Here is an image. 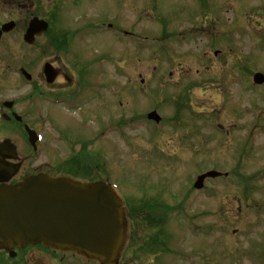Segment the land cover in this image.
<instances>
[{"label": "rangeland", "instance_id": "374dc122", "mask_svg": "<svg viewBox=\"0 0 264 264\" xmlns=\"http://www.w3.org/2000/svg\"><path fill=\"white\" fill-rule=\"evenodd\" d=\"M46 1L36 0L39 17L47 14ZM103 1L93 7L122 13L115 6L124 0H112L100 7ZM241 1L234 5V11L241 14L242 21L234 20V11L225 15L230 33L248 34L235 39L227 59V65L234 64L236 56L246 67L239 75L240 87L220 90L207 83L188 85L193 74H187V68L202 67L206 60L201 55L206 49L200 40L132 42L130 75L126 78L116 69L109 75L117 88L126 80L133 86L124 89L127 97L115 101L116 122L139 117L126 127L122 125L114 137L101 140L99 148L115 162L100 166L98 181L111 182L119 189L130 213L126 220L134 231L120 264H264V84L252 82L255 72L264 74V11L247 21L249 10ZM252 1L254 5L261 3ZM73 12L76 16L77 10ZM142 28L141 37L157 35L153 24ZM17 36L3 39L5 66L31 65L34 60L33 51ZM128 43L120 46L128 50ZM82 47L90 55L106 56L105 70L118 64L117 44L107 34L85 37ZM163 57H169V67H165ZM161 63L165 72L153 73L152 66ZM168 70H172L171 76ZM164 76L169 84L158 89L155 82ZM179 77L180 84L171 85ZM141 78L151 85L142 87L138 84ZM152 108L161 117L158 125L146 119ZM108 116L101 112L100 127ZM229 126L233 130L225 134ZM108 140L110 143H105ZM210 170L227 172L228 176L206 180L207 190L193 197L196 177ZM174 208H178V215L171 212L175 217L171 218ZM251 254L258 261H250Z\"/></svg>", "mask_w": 264, "mask_h": 264}, {"label": "flooded vegetation", "instance_id": "af4514ba", "mask_svg": "<svg viewBox=\"0 0 264 264\" xmlns=\"http://www.w3.org/2000/svg\"><path fill=\"white\" fill-rule=\"evenodd\" d=\"M98 1L48 0L47 14L42 18L36 14V0H0V185L17 184L38 174L81 182L99 180L100 166L105 168L115 162L112 155L101 154V140L120 131L122 125L126 127L132 120L139 119L124 117L123 123L116 122L115 101L117 97H127L129 94L126 95L124 89L133 86L126 80L123 87L118 85L117 88L116 80L109 76L114 69L126 78L130 75L132 39L139 42L150 39L156 43L200 40L206 49L201 55L206 60L202 67L187 68L186 73L193 74L188 85L207 83L220 90L240 87L239 75L246 67L236 56H233L234 64L231 61L227 65V59L232 55L235 39L248 34L230 33L228 17L225 18L239 5L238 0H124L116 2L115 7L122 12L119 14L93 7ZM111 1L104 0L100 7ZM258 1H261L258 5L252 0L241 1V6L249 10L247 21L264 11V1ZM73 9L77 10L76 16ZM240 15L234 11V20L242 21ZM33 18L44 21L46 28L28 43L24 35ZM150 24L155 25L157 35L141 37L142 27ZM5 25L7 30H3ZM15 34L33 51L31 65H4L3 39ZM102 34H107L117 44L118 64L107 70L106 56L93 52L90 55L82 47L85 37ZM124 43H128V50L120 46L126 45ZM14 53H18L17 49ZM167 58L163 57L162 62L167 64ZM162 67V63L156 64L152 72L164 73ZM166 72L169 76L173 73L172 70ZM178 81L180 77L171 85H179ZM138 84L147 87L150 83L141 78ZM168 84L165 76L155 82L158 89ZM101 112L109 116L100 127ZM218 128L223 130L221 124ZM232 130L229 126L224 133ZM206 189L203 186L201 191ZM129 214L125 208L126 218ZM127 230L124 249L133 239L128 221ZM0 264H91V261L73 252L28 245L0 248Z\"/></svg>", "mask_w": 264, "mask_h": 264}, {"label": "water", "instance_id": "95a60500", "mask_svg": "<svg viewBox=\"0 0 264 264\" xmlns=\"http://www.w3.org/2000/svg\"><path fill=\"white\" fill-rule=\"evenodd\" d=\"M45 27L32 19L24 40L32 43L33 36ZM7 28L3 26V30ZM253 82L264 83V75L256 72ZM148 118L160 120L156 112ZM218 175L215 171L203 173L194 186L200 188L205 178ZM125 236L121 201L103 182L81 183L39 174L14 185H0V248L42 244L100 264H117Z\"/></svg>", "mask_w": 264, "mask_h": 264}]
</instances>
